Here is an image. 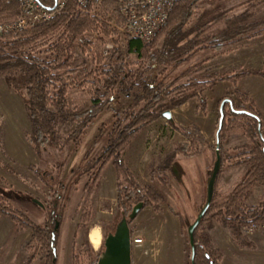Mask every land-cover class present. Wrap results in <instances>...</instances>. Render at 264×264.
<instances>
[{"label": "trees", "instance_id": "1", "mask_svg": "<svg viewBox=\"0 0 264 264\" xmlns=\"http://www.w3.org/2000/svg\"><path fill=\"white\" fill-rule=\"evenodd\" d=\"M203 1L208 0H184L177 3L167 24L151 43L144 45L126 37L125 45L121 47L117 40V48L106 58L101 53L102 49L99 50L96 44L90 45L85 36L97 33L110 38L117 35L118 32L110 24L115 22L123 26L124 19L121 3L114 0L104 2V20L97 19L89 9L81 10L77 0H67L64 8L54 10L52 19L0 39V77L5 78L8 86L23 100L31 125V132L26 136L29 146L40 160L47 153L59 154L53 164L48 162L46 167H30L52 192L49 204L45 205L47 219L44 224L36 223L26 209L17 206L18 203L31 204V195L0 186V219L9 218L17 234L31 232L29 241L22 247L27 255L24 264H34L36 260L43 264L57 263V251L54 253L56 240L52 236L55 234V239L58 236L72 189L85 180L83 190L91 196L98 189L106 167L112 164L116 176L118 216L104 229L98 251L90 244L85 245L83 250L76 245L72 247L71 264H97L107 234L115 230L121 211L129 214L135 205L143 202L144 209L152 208L158 213L165 202L163 193L156 187L138 183L124 162L123 153L140 132L163 118L165 111L179 108L192 100L198 102V111L206 113V93L219 82H230L237 86L244 76L260 75L264 78V70H244L222 73L208 80L190 78L176 85L163 84L166 78L157 79V92L149 89L151 64L154 61L165 66V73L178 64L180 57L190 56L200 46L219 52L242 40L263 34L264 19L254 20L260 9L230 22L221 31L204 34L203 29L223 18L220 8L211 2L209 9L194 13V23L182 32L187 36L197 32V38L191 42L188 50L184 53L177 51L173 56L166 53L165 48L157 49L162 39L182 30L191 19L195 5ZM39 3L47 9L55 6L54 0H39ZM17 15L16 0H0L1 22L13 21ZM100 41L104 44L103 40ZM78 51L85 58H90L95 64L94 70H88L86 61L77 63ZM235 95L242 102L250 103V107L236 106L233 101L235 110L241 112L237 113L231 110L228 103L225 105V119L218 136V146L215 142L218 151L214 148V152H218L222 158L219 176L225 167L245 166L247 171L227 196H219L216 185L211 207L195 232V264H222L223 261L221 251L204 233L205 223L215 222L228 229L233 243L244 250H255L256 246L242 230L255 223L264 224L263 121L255 102L247 94L236 90ZM111 97L127 101L122 111L116 110ZM222 101L218 103L217 129ZM107 112L114 114L113 121L100 131L91 149L65 176L69 160V154L66 153L68 150H77L89 129ZM259 122L262 124L261 131L258 129ZM67 125L73 129L62 135L59 127ZM171 125L189 142L181 146V153L199 154L207 147L208 141L198 127L183 129L174 123ZM232 135L245 137L251 146L227 149L226 144ZM102 140L105 144L100 153L90 158V152ZM49 168L52 170H47ZM257 188L263 190L260 202L250 205L249 199ZM79 215L77 231L86 238L93 220V211L88 202ZM56 223L60 224L58 231H55ZM131 233L133 235L132 229ZM191 254L189 246L190 259L187 264H192Z\"/></svg>", "mask_w": 264, "mask_h": 264}, {"label": "rangeland", "instance_id": "2", "mask_svg": "<svg viewBox=\"0 0 264 264\" xmlns=\"http://www.w3.org/2000/svg\"><path fill=\"white\" fill-rule=\"evenodd\" d=\"M211 2H215V6L220 8L219 12L223 14V18L216 24L208 26L206 29L209 31L206 32V35L221 31L230 22L246 17L249 13L257 12V9L261 11L254 20L264 19V0H208L195 5L191 16V24L194 23L195 14L204 9H209L212 5L210 4ZM191 24L186 28L188 29ZM262 35H264V32ZM185 36L187 34L180 33L177 39L180 40ZM166 46L163 47L160 41L156 48H165L164 51L171 52L170 42ZM96 47L101 50L103 43L97 41ZM166 48H169V50ZM77 58L78 64L82 61L87 62L89 71L95 69V64L90 58H85L79 51L77 52ZM181 58L177 60L180 67L174 73H171L169 69L164 73L165 66L154 61L153 63L158 66L156 70L157 79L166 78V81H162L163 84H170L174 83L172 80L185 82L188 77L209 78L214 76L213 69L207 72L206 70L203 72L197 71L195 74L182 76L183 67L181 62L183 60ZM196 61V59L192 60L194 63ZM248 66L240 64L237 70L231 73L249 70ZM251 76L248 75L241 78L237 83L238 89L236 88L232 93H229L226 98L234 101L236 106L248 108L250 103H244L238 99L235 91L251 89L253 97L258 102V111L264 127V88L259 85L256 86L252 82L253 80L249 78ZM222 92L223 89L219 88V86L214 91L210 90L208 92L210 107L214 106V100ZM206 104V113L196 110L198 103L194 100L188 106L174 109L172 112L176 126L183 129L192 127L201 129L210 139L211 147L209 149H204L199 154H194V152L181 153V146L189 144L188 140L165 118H161L140 132L123 153L124 162L136 181L143 186L151 185L156 187L165 197V202L161 205L158 213L153 211L152 208H146L130 224L133 235L139 236L143 240L140 246L133 248V264H187L190 259L187 229L195 222L205 204L208 174L216 161L214 148L218 111L216 112V118L207 117L206 119L204 116H206L209 109L208 103ZM115 108L119 112L122 111L124 108L123 98H121ZM113 119V113L107 112L103 114L89 129L82 145L77 150H68L66 154H69V160L65 176L78 164L85 153L91 149L100 131L105 126L110 125ZM59 129L64 135L73 128L67 125L60 126ZM30 132L31 125L22 98L14 89L8 86L5 78L0 77V186L28 193L31 195V199L35 198L44 205H48L52 192L49 186L45 185L30 170V167H46L48 162L53 164L59 158V154L47 153L44 159L40 160L27 142L26 136ZM104 144L105 141L102 140L90 152V158L96 157ZM239 146L249 148L251 143L243 136L232 135L226 144L227 149ZM215 150L217 151V148ZM173 167H175V171L172 170ZM47 170H52V168ZM244 174L245 170L243 168L225 167L216 182L218 195L221 197L227 196L241 182ZM84 182L85 180L74 187L70 193L62 225L55 239L56 264H71L72 247L74 245L83 250L85 245L90 244L95 251H98L101 245L95 249L97 243H95L96 240L92 239L90 233L92 232L95 237L101 231L102 243L104 229L106 230V226L114 217L118 216L116 176L112 164L106 167L98 189L91 196L84 192ZM262 194V188H257L248 203L257 205ZM86 202L91 205L93 220L89 225V234L84 238L81 232L77 231V226L79 224V214ZM30 203L29 205L18 203L17 206L26 209L36 223L44 224L47 219L46 210L41 209L32 202ZM120 219L121 216L118 222ZM203 227L204 233L210 242L220 251V248H222V264H264V241L255 251L241 250L233 243L229 230L220 224L215 222L205 223ZM30 236V231L21 234L15 233L13 222L9 218L0 219V264H24L27 255L22 250V247L29 241ZM256 236L264 240L263 236L255 235L254 237ZM34 264L43 263L36 260Z\"/></svg>", "mask_w": 264, "mask_h": 264}, {"label": "built area", "instance_id": "3", "mask_svg": "<svg viewBox=\"0 0 264 264\" xmlns=\"http://www.w3.org/2000/svg\"><path fill=\"white\" fill-rule=\"evenodd\" d=\"M81 10H90V13L99 20H104L103 5L106 0H77ZM121 3V14L124 19V25L118 26L111 22L110 26L118 33L110 38L103 37L97 33L87 34L85 38L90 45L97 44V41L103 40L102 55L106 58L117 48L116 41H120L121 47L125 45V38L137 40L144 45L151 43L157 34L167 24L169 15L175 5L184 0H114ZM18 4L17 18L9 22L0 21V39L15 33L26 31L44 21L53 18L54 10L64 8L67 0H55V9L50 11L43 7L38 0H16ZM157 64H151L150 78L148 81L149 89L157 92ZM120 100L111 97V103L116 106ZM218 150V149H217ZM248 238L255 235L264 237V224H252L243 229ZM143 240L136 235H132L133 248L140 246Z\"/></svg>", "mask_w": 264, "mask_h": 264}, {"label": "crops", "instance_id": "4", "mask_svg": "<svg viewBox=\"0 0 264 264\" xmlns=\"http://www.w3.org/2000/svg\"><path fill=\"white\" fill-rule=\"evenodd\" d=\"M190 22H191V19L187 22V24H185L182 27V30H180L177 34L168 35L166 38L161 40V43L163 44V46L169 44V42H170L171 52L166 51V53L169 52V53H171V55L174 56L180 48L181 49L179 51H182V53H184L185 50H188V47L191 45V42L195 38H197V32L194 31L191 34H189L188 36H185L180 40H178L177 38H178V35L180 33H182L189 24H191ZM221 28H223V27H221ZM202 31L204 32V34H206V32L209 30L203 29ZM199 38H201V37H199ZM201 47H203V49ZM160 49H162V48L160 47ZM166 49L169 50V48H166ZM181 59L183 60L181 62V66L183 67V69L181 71L182 76H187L188 74L192 75V74H195V72H197V71L203 72L206 70V72H207L211 69L214 70L213 71L214 76L222 74V73H231V72L236 71L240 64L249 65L248 66L249 70L260 71V70L264 69V35H261L257 38H253L250 40H242V41L238 42L237 44H235L233 46H229L226 49H223L219 52L213 51V50H211L207 47H204V46H200L196 52H191L190 56L182 57ZM195 59L197 61L195 63L192 62V60H195ZM179 67H180V65L176 64L175 66H172L169 70H171V73L172 72L174 73V71L176 69H178ZM212 77L213 76H210L209 78L188 77L186 80H188L190 78H196L199 80H208V79H211ZM249 78H251L253 80L252 82H254L256 86L259 85L262 88H264V78L263 77L251 76ZM172 82H174V83H170V84L176 85V84H179L183 81L175 82L174 80H172ZM218 86H219V88L223 89V92L216 97V99L214 100V106L213 107L212 106L210 107V105H209V99H208V96H209L208 92L209 91L206 93V101H207L208 107H209V109L207 110L206 116H204L206 119H207V117L216 118V112L218 111L219 101L228 97L229 93H232L236 88L238 89V86L236 87V86L232 85V83H230V82H219L213 87L212 91H214ZM241 91L244 92L245 94H247L255 102L256 109L258 110V106H257L258 102L256 101V98L253 97L252 90L251 89H248V90L243 89ZM194 101L197 102L196 100H194ZM126 102L127 101H124V106L126 105ZM192 102H193V100L186 103L185 105H183L179 108H176V109L184 108V107L188 106L189 104H191ZM196 110H197V107H196ZM172 114H173V112H172ZM173 118H174V116H173ZM174 121H175V119H174ZM217 121H218V119H217ZM200 131H201L202 135L204 136V138L208 141L207 148H205V149H209L211 147L210 146V139L208 138L207 135H205V133L201 129H200ZM215 139H216V137H215ZM239 168H243L245 170V173H246L247 167L243 166V167H239ZM1 235H3V234H1ZM90 236H92V239H94V241L96 240L95 243H97V245H95V249L98 248L101 245V237H102L101 231L99 233H97V235L95 237L92 235V232H91ZM249 239L255 244L256 249H258L260 247V244L264 241L259 236H256L254 238H249ZM220 249L222 251V248H220ZM241 250H244V249H241ZM255 250H248V251H255Z\"/></svg>", "mask_w": 264, "mask_h": 264}, {"label": "water", "instance_id": "5", "mask_svg": "<svg viewBox=\"0 0 264 264\" xmlns=\"http://www.w3.org/2000/svg\"><path fill=\"white\" fill-rule=\"evenodd\" d=\"M54 9L55 7L48 8V10L50 11H53ZM227 103L230 105L231 110L233 112L241 113L235 110L232 100L228 98L223 99L219 109L220 119H219L218 129L216 132V146H218L219 143L218 136L223 127V122L225 119V105ZM162 117L165 118L169 123L171 124L174 123V118L171 110L165 111ZM261 125H262L261 122H259V127H258L259 131H261L262 128ZM221 169H222V158L221 155L217 152L214 166L210 171V173L208 174V179L206 184L205 204L203 205L195 222L191 224L187 229L189 245L192 249V254H191L192 264H195V255H196L195 232L202 223L203 218L206 216L208 210L211 207V204L214 199L216 182ZM172 170L175 171V167H173ZM31 202L43 210L46 209L45 205L41 201L35 198H32ZM143 210H144V203L140 202L133 207L132 211L129 214H127L124 211H121V219L118 222L115 230L107 234V237L104 241V250L101 252L97 264H133V245H132V233H131L130 223H132ZM59 227L60 224L56 223L55 231H58ZM52 238L53 240H55V234H53ZM54 253H56V249H54Z\"/></svg>", "mask_w": 264, "mask_h": 264}, {"label": "bare ground", "instance_id": "6", "mask_svg": "<svg viewBox=\"0 0 264 264\" xmlns=\"http://www.w3.org/2000/svg\"><path fill=\"white\" fill-rule=\"evenodd\" d=\"M39 1V0H38ZM54 4H55V2H54ZM55 7V6H54ZM50 8H52V7H50ZM47 9V8H46Z\"/></svg>", "mask_w": 264, "mask_h": 264}]
</instances>
